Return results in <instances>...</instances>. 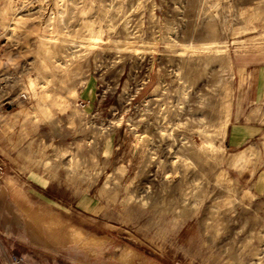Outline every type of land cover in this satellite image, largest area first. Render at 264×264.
<instances>
[{
    "label": "rangeland",
    "instance_id": "1",
    "mask_svg": "<svg viewBox=\"0 0 264 264\" xmlns=\"http://www.w3.org/2000/svg\"><path fill=\"white\" fill-rule=\"evenodd\" d=\"M0 162L12 260L264 264V0H0Z\"/></svg>",
    "mask_w": 264,
    "mask_h": 264
},
{
    "label": "crops",
    "instance_id": "2",
    "mask_svg": "<svg viewBox=\"0 0 264 264\" xmlns=\"http://www.w3.org/2000/svg\"><path fill=\"white\" fill-rule=\"evenodd\" d=\"M241 126L242 125H240V124H236L235 130L232 131L233 135L230 136V140H232V138H233V140L235 139V142H233L235 145L241 143L240 141L237 142L240 139L241 134L244 132V129ZM22 202H21V204H22ZM26 214L28 217V222L31 225L30 226L31 234L33 235L35 241L43 244L45 248L50 249L47 242L49 241V239H52L56 244L55 248L53 249L54 252L68 251L69 247L66 244V241L68 240V236H70V238L72 240L76 241L75 234H74L76 229L72 226H67L68 232H66V234H63V236L58 235L57 233H54L55 231H58L60 229V228H58L59 225H63L61 223V221L57 217H55L54 215L49 214V213L48 214H45V213L40 214L38 212H35L34 210L33 211H27L26 210ZM34 224H38L39 226H37V225L33 226ZM54 225L58 226L57 230L53 229L54 227H52V226H54ZM58 237H60V238H58ZM1 255L4 256V258H6V260L3 259L1 257ZM25 256L27 258L26 259L24 258V262L18 263V264H51L50 262L46 263L45 261H43V262L39 261L37 258H36L37 259L36 260L33 258V256H31L28 253ZM11 258H12V255L8 254L6 252V250L3 251V254H1V252H0V264H9V263L11 264ZM30 258H32L33 260H30Z\"/></svg>",
    "mask_w": 264,
    "mask_h": 264
},
{
    "label": "built area",
    "instance_id": "3",
    "mask_svg": "<svg viewBox=\"0 0 264 264\" xmlns=\"http://www.w3.org/2000/svg\"><path fill=\"white\" fill-rule=\"evenodd\" d=\"M2 168L3 167H1V165H0V169H2ZM22 261H24L23 257H15L13 260L11 259V264H18V263H21Z\"/></svg>",
    "mask_w": 264,
    "mask_h": 264
}]
</instances>
